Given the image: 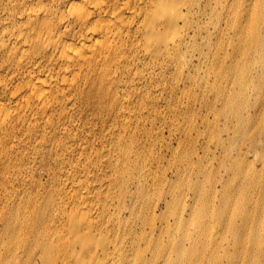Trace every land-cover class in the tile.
Here are the masks:
<instances>
[{
	"label": "bare ground",
	"instance_id": "bare-ground-1",
	"mask_svg": "<svg viewBox=\"0 0 264 264\" xmlns=\"http://www.w3.org/2000/svg\"><path fill=\"white\" fill-rule=\"evenodd\" d=\"M203 1L0 0V200H51L34 223L29 221L33 213L25 215L20 207L10 210L9 219L0 214V264L33 257L41 264H153L159 258L161 264H187L189 254L194 264H264V199L254 205L264 198V163L245 172L238 162L244 156L255 167L259 153L264 160V121L254 122L249 111L264 103V95L256 94L264 91V0H251L260 3L258 12L233 9L230 0ZM206 16L212 32L202 25ZM222 24L231 39L227 49H220L223 42L214 43ZM195 53L212 60L205 73L216 77L223 54L233 64L243 56L249 59L228 89L224 85L216 94L222 83L211 77L198 83L208 145L221 140L210 132V114L231 119L223 148L234 149L237 156L224 152L221 165L227 162V173L238 185L220 171L212 189L204 191L201 184L211 163L194 145L184 149L185 139L177 154L167 145L172 159L163 173L156 170L166 156L153 157V112L169 83L160 76L181 70ZM251 65L258 66V73ZM193 66L199 69L200 63ZM255 80L260 90L250 89ZM179 85L171 81L172 90ZM243 89L248 91L240 95ZM209 93L215 105H208ZM255 94L258 101L252 105ZM240 143L245 147L239 150ZM79 166L102 167L103 181L88 186ZM36 169L51 181L38 182ZM157 182L163 195L153 206L150 195ZM16 186L22 190L10 192ZM49 186L54 192H43ZM238 188L241 214L236 220L240 217L242 224L234 228L237 245L216 241L208 257L211 231L203 228L206 217L214 215L210 202ZM163 204L167 217L174 216L172 224L165 213L157 215ZM224 212L223 205L217 222L227 223ZM157 232L175 250L162 254L157 244L153 251Z\"/></svg>",
	"mask_w": 264,
	"mask_h": 264
},
{
	"label": "rangeland",
	"instance_id": "rangeland-1",
	"mask_svg": "<svg viewBox=\"0 0 264 264\" xmlns=\"http://www.w3.org/2000/svg\"><path fill=\"white\" fill-rule=\"evenodd\" d=\"M209 2V0H204L203 4L207 5ZM228 6H233L232 8H237V7H241L244 9V11L249 12L250 8H255L256 12H258L260 10V3L258 2L256 5H254V3L251 0H230V2L227 4ZM224 6V5H223ZM218 13L221 12V8L218 10ZM224 13V12H223ZM203 27H207L209 28V30L212 32L214 31V26L213 23L210 19V17H205L204 21L202 23ZM226 25L222 24L218 27V31L217 33L219 34V38L214 41V43H219V42H223L221 43L220 49H227L231 39L230 36L228 34V31L225 29ZM222 29H225L223 31V33L221 34L220 31ZM257 31V30H256ZM256 31H254L256 33ZM262 33V31H261ZM205 31L203 29L201 37L203 39V37H205ZM198 42H202V40H197ZM238 42V41H236ZM224 55L223 54L219 60H218V66L216 67L217 71V77L215 75V73H212V75L210 76V74L205 73L207 71V69H211V67L209 66V64L211 63V59L208 58L206 61L203 59V57L201 56V53H195L194 56H187V58H185L184 60V67L181 70L178 71H174L173 74L172 72H168V73H164V75H161L160 78L161 79H166L168 80V85H166L168 87V92H165L164 94V99H163V103L160 104V106H158L157 111L153 112V144H156L154 147V153H153V157L154 155H156V157L160 155H166L164 156V163H163V168L162 166L157 168L156 170L160 173H163V171H165L166 166L170 163L171 159H172V154L167 152V145H171L172 149L175 151V153H179V143L180 141L184 140V149L186 147H188L189 145H194V147L197 149V152L200 156L206 157V161L205 163L209 162L211 163V165L207 166V176L206 179L203 181V183L201 184L202 189L204 191H210L213 187V182H214V178L218 177L220 175V171H221V175L225 176V180L228 181V183L230 182L231 184L234 185H238L239 183L236 182V179H232V176H230V174L228 175L227 171L228 169H230L228 166L225 167L226 163L224 165H221L222 159L227 156L224 154V152H226L227 154L230 151L229 156H237V154L235 153L234 149H230L229 148H223V143L227 142L229 140V138H227V134L226 131L224 130L225 125H228L231 122V119L226 121L225 118H218L216 116H214V114H210V123L213 124L212 129L210 130L211 133L213 134H217L220 135L221 140H216L214 141L212 144L209 143V145L207 144L209 142V139L207 137L208 131L207 128L205 127V125H203V116L207 114V111L205 108L202 107L201 105V96L200 94L202 93V85L201 83L198 84L201 81V77H211V81H215L217 84L222 83L220 85L217 86L216 90H214V92L217 94L219 93L221 90L224 89V85H231L234 80L235 77L240 73V71L248 65L249 59L247 57H241L238 61H235L234 64L233 62L230 60V58H227L224 60ZM201 56V60L199 61V58ZM206 59V57H205ZM227 60H229L227 62ZM205 61V63H204ZM191 62V63H190ZM190 63V66H189ZM200 63V68L199 69H194L193 64H199ZM233 65V67H232ZM232 67V68H231ZM250 68L253 71V74L258 73V66L256 65H251ZM195 78V81H194ZM171 81L174 84L180 83V87L176 86L175 90H172L171 88ZM257 84V80H255L252 88H257L260 90L259 87H255V85ZM262 88V87H261ZM225 89V92H226ZM157 90V86L156 84L153 83V100H156L160 97H157L156 91ZM248 89H243L241 91H239L240 95H245V93H247ZM250 91V90H249ZM227 93V92H226ZM257 97H259L260 95H264V91L263 93H257L256 92ZM256 94L251 97L250 103L252 105H256V102L258 101ZM209 97H211V94H207ZM207 100V96L205 97V101ZM249 102V101H248ZM208 105H215L214 101L211 97V99H209L207 101ZM222 104L221 102H219L218 107H221ZM260 108V110H259ZM264 103H258L257 102V106L250 108L249 111L252 114V118H255L256 121H258V123L263 124L264 121ZM181 110L182 112L178 114L177 118L176 115L178 113V111ZM217 112V111H216ZM172 124V125H170ZM169 128H172V131L169 130ZM188 132V136L185 138V133ZM200 132V133H199ZM203 135H206L207 140L205 142L204 141V137ZM198 136H200L201 138H198ZM256 140L262 141L259 137L256 138ZM164 141V145L161 147L160 144H162ZM219 142V145H218ZM203 143V145L201 146V144ZM234 143V142H233ZM240 148L245 147V145L240 143ZM201 146V148H200ZM218 146V147H217ZM202 147H206V150H204ZM206 151V152H205ZM260 157H257L254 161V166L249 165L247 163H245L243 157H241V160H239V165L240 167L244 168L245 172H248L250 170H259L261 168L262 163H264L262 157H261V153H259ZM215 158V159H214ZM195 160H197L194 157ZM214 159V162H213ZM225 167V168H224ZM228 168V169H227ZM254 168V169H253ZM154 170V171H156ZM162 170V171H160ZM170 169H168L166 171V173L169 171ZM262 172L261 170L259 171V173ZM41 171L39 169L35 170L34 176L35 179L38 182H43L48 184V182L51 181L50 176L48 175V173H42L41 176ZM79 173L80 175H82L83 177H87L89 178V181L86 182L88 184V186H93L97 183H100L102 178L104 179V173L102 171V167H84V166H79ZM165 173V174H166ZM264 173V172H262ZM98 177L100 179H98ZM159 178V177H158ZM221 178V177H220ZM163 186L161 184H159V182L153 184V190H151V195H150V202L151 204H153V206L159 202V198L163 195ZM22 190V188L16 186L15 188H10V192H15V191H20ZM54 192V186H49L43 189V192ZM186 191V190H185ZM187 193V191H186ZM3 195V192H0V196ZM176 197L179 196V193H177L175 195ZM149 198V199H150ZM264 198L263 197H259L254 201V205H258V201H262ZM171 200V199H170ZM173 200V199H172ZM51 200H0V214L1 213H5V218L9 219V213L10 210L14 207L15 209H18L19 207L21 208V211L25 214L28 215L30 212L33 213L32 217L30 218V222L34 223V220L36 218V216L41 213L43 210L46 209V207L48 206V204L50 203ZM214 205V215L210 216V217H206V221L211 222L212 227H210L209 225L206 226V221H205V227L203 229L211 231V234H209L208 238H207V245H208V253L207 256L211 257L212 255V250L215 249V244L216 241H218L219 244L226 246L227 244H234L237 245V240L236 237L234 235V228L236 226H238L239 224H242L240 217L236 220V218L238 217V215L241 214V207L239 205V203H241L240 200V194H239V188L236 189L234 192H225L223 197L221 198V196H219L218 200L212 201L210 202ZM209 203V204H210ZM224 205L225 208V217L227 220V223L223 224L221 221L217 222V211L218 209ZM197 206V205H196ZM71 208L68 207L66 208V211H69ZM167 208L164 206V204L162 205V207L159 209L158 214H163L165 213L166 217H167ZM176 215L177 214V208L175 210ZM147 215L150 217L151 216V211L148 210L147 211ZM60 217H62L60 215ZM174 216L170 215L167 218L170 219V223L172 224L174 222ZM155 216L153 213V220H154ZM221 220V218H220ZM236 220V221H235ZM228 221L232 224H228ZM149 223V222H148ZM156 223V221H155ZM3 229V223L0 220V239L1 237V232ZM264 229V228H263ZM55 233H53V237H54ZM234 239H235V243H234ZM179 241V238L177 239ZM1 241V240H0ZM157 244L160 247V251L162 254H167L169 252V249L172 247L173 250H175V245H172L171 241L169 240L168 237H164L162 238L160 236V233L157 232L156 234H154L153 237V251H155V248L157 246ZM203 252V250H201ZM224 252V251H223ZM3 253V251H2ZM188 255V254H187ZM188 260H190V262L188 263ZM163 261L162 258H159V260L157 262H153V264H161ZM21 264H41L40 260L38 259V257H33V259H24ZM60 264V263H59ZM187 264H194L193 258H191V255L189 254V257L187 258Z\"/></svg>",
	"mask_w": 264,
	"mask_h": 264
}]
</instances>
